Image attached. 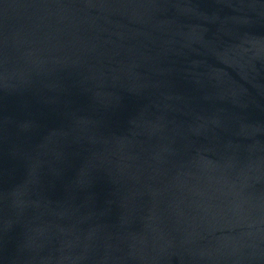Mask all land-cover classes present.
I'll use <instances>...</instances> for the list:
<instances>
[{
	"label": "water",
	"instance_id": "water-1",
	"mask_svg": "<svg viewBox=\"0 0 264 264\" xmlns=\"http://www.w3.org/2000/svg\"><path fill=\"white\" fill-rule=\"evenodd\" d=\"M0 264H264V0H0Z\"/></svg>",
	"mask_w": 264,
	"mask_h": 264
}]
</instances>
